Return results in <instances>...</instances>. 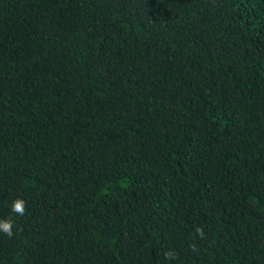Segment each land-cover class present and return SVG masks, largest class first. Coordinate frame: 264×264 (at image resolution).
Masks as SVG:
<instances>
[{
	"label": "trees",
	"instance_id": "1",
	"mask_svg": "<svg viewBox=\"0 0 264 264\" xmlns=\"http://www.w3.org/2000/svg\"><path fill=\"white\" fill-rule=\"evenodd\" d=\"M7 216L0 264H264V0H0Z\"/></svg>",
	"mask_w": 264,
	"mask_h": 264
},
{
	"label": "clouds",
	"instance_id": "2",
	"mask_svg": "<svg viewBox=\"0 0 264 264\" xmlns=\"http://www.w3.org/2000/svg\"><path fill=\"white\" fill-rule=\"evenodd\" d=\"M11 213L17 216H23L26 212V202L25 200L17 196L14 200L10 202ZM14 220L11 216L0 218V233L6 234L9 238L14 236ZM206 238V233L203 226L197 225L194 228L193 242L189 245L192 252H199L197 247V239L203 240ZM164 257L166 261H173L178 258V253L174 250H167L164 252Z\"/></svg>",
	"mask_w": 264,
	"mask_h": 264
}]
</instances>
